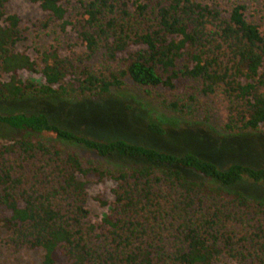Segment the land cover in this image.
<instances>
[{"label":"trees","instance_id":"trees-1","mask_svg":"<svg viewBox=\"0 0 264 264\" xmlns=\"http://www.w3.org/2000/svg\"><path fill=\"white\" fill-rule=\"evenodd\" d=\"M8 1L0 0V228L6 246L41 250V264H264V203L229 189L243 179L264 189V170L232 165L221 172L192 155L87 137L56 113L58 120L5 108L27 98L100 97L127 84L152 95L187 79L200 95L221 97L224 133L259 132L264 31L246 19L245 7L234 5L224 16L197 0H84L69 22L64 0H28L62 30L71 25L83 47L75 59L50 50L37 62L16 50L23 36L19 18L5 9ZM20 71L40 75L44 84L22 80ZM149 128L163 133L156 124ZM57 142L122 165L105 169ZM79 176L115 182L109 213L96 225L87 221Z\"/></svg>","mask_w":264,"mask_h":264},{"label":"rangeland","instance_id":"rangeland-1","mask_svg":"<svg viewBox=\"0 0 264 264\" xmlns=\"http://www.w3.org/2000/svg\"><path fill=\"white\" fill-rule=\"evenodd\" d=\"M83 1L62 2L69 22L78 18ZM197 1L216 8L224 16L234 5H243L246 19L264 31V0ZM5 9L8 14L19 18L23 39L16 50L30 59L39 62L42 54L50 50H56L60 57L73 59L83 53V47L71 25L62 30L59 23L51 19L38 4L28 0H9ZM18 77L34 85L44 84L40 75L27 71L18 72ZM174 84V89L158 88L152 95L127 84L123 90L111 91L100 97H73L60 103L27 98L21 103L5 105V108L10 113L52 114L49 117L53 120L63 117L73 125V130L94 139L118 138L179 157L192 155L213 164L221 172L232 165L264 170V125L259 127V132L224 133L222 124L226 118V108L220 96L200 95L195 85L187 79H178ZM171 102H178L183 107L175 109L171 107ZM64 120L62 125L66 126ZM149 124H156L163 129V133L150 130ZM57 144L108 170H116L122 165L115 159H98L92 152L81 147L60 142ZM181 171L186 176L191 173L188 170ZM79 179L85 183L87 193V221L96 225L109 213L115 182L109 178L96 179L92 176H79ZM229 189L264 203V189L246 179L229 186ZM5 237V231L0 228V264L42 263L41 250L13 252L6 246Z\"/></svg>","mask_w":264,"mask_h":264}]
</instances>
